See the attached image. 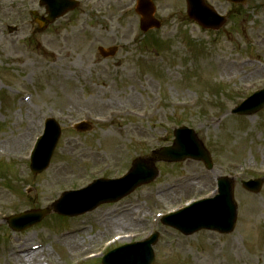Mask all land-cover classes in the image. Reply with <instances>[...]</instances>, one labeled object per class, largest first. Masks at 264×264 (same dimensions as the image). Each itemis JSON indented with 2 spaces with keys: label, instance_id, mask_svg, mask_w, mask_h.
Wrapping results in <instances>:
<instances>
[{
  "label": "rangeland",
  "instance_id": "obj_1",
  "mask_svg": "<svg viewBox=\"0 0 264 264\" xmlns=\"http://www.w3.org/2000/svg\"><path fill=\"white\" fill-rule=\"evenodd\" d=\"M77 1L38 28V0H0V264H100L87 257L151 233L152 264H264V109L229 114L264 88V0H207L227 16L215 32L190 22L183 0H152L161 28L146 34L134 1ZM113 46L114 57L98 55ZM47 118L61 136L48 169L34 176L28 156ZM82 121L90 130H74ZM182 126L208 152L211 170L154 162L157 178L117 203L76 218L50 213L20 233L7 227L9 216L47 208L61 192L121 177L135 159L171 147ZM221 177L234 184L231 234L184 237L161 224L160 216L211 197ZM258 179L257 194L241 187Z\"/></svg>",
  "mask_w": 264,
  "mask_h": 264
},
{
  "label": "water",
  "instance_id": "obj_2",
  "mask_svg": "<svg viewBox=\"0 0 264 264\" xmlns=\"http://www.w3.org/2000/svg\"><path fill=\"white\" fill-rule=\"evenodd\" d=\"M187 14L203 29L217 30L224 23V19L203 4L202 0H187ZM239 2L237 0H228ZM45 6L49 23L53 22L65 12L73 10L77 3L72 0H40ZM136 12L141 16L140 29L143 32L151 28H159L153 18L154 9L147 0H138ZM116 49L104 52L99 49L102 57L114 55ZM264 108V89L254 93L232 114L250 116ZM81 131L89 127L81 125ZM172 147L162 148L154 152V157L137 159L129 173L116 181L98 180L89 188L80 192H70L63 195V199L54 204V211L59 215L76 216L91 211L101 204L114 203L132 193L137 187L152 182L158 175L153 166L154 162L166 163L182 162L186 159L201 161L208 170L212 165L208 153L204 150L195 134L186 128L174 131ZM59 138V128L53 120L45 121L44 137L37 144L31 160L30 170L35 175L48 166L51 155ZM261 181L242 183V187L251 193H258ZM233 182L228 178L218 180V194L211 200L202 201L189 208L171 214L162 220L164 225L172 227L184 236L192 235L200 230L216 231L220 234H229L235 225L236 208L232 199ZM46 214L45 211H34L11 218L9 227L14 231H23L36 223ZM157 235L132 245H126L113 250L102 259V264H152L153 252L151 246L156 242Z\"/></svg>",
  "mask_w": 264,
  "mask_h": 264
},
{
  "label": "bare ground",
  "instance_id": "obj_3",
  "mask_svg": "<svg viewBox=\"0 0 264 264\" xmlns=\"http://www.w3.org/2000/svg\"><path fill=\"white\" fill-rule=\"evenodd\" d=\"M27 253V252H26ZM29 253H32V252H29Z\"/></svg>",
  "mask_w": 264,
  "mask_h": 264
}]
</instances>
